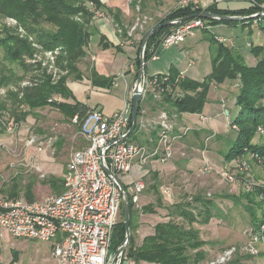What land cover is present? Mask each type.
<instances>
[{"label":"rangeland","instance_id":"obj_1","mask_svg":"<svg viewBox=\"0 0 264 264\" xmlns=\"http://www.w3.org/2000/svg\"><path fill=\"white\" fill-rule=\"evenodd\" d=\"M129 1L132 2L134 0ZM150 1L153 2L152 0H148L146 5L144 0L137 1L135 6V9H137L131 20V26H135L132 30L133 34L138 33L143 37L146 32L151 31L155 27L159 20L164 19L172 9L179 7V5L173 3L167 4L159 7L158 12H156L157 9L153 10V6L151 9L147 7ZM68 2L77 6H85L88 9H93L94 7L92 3L82 4L80 0H68ZM101 2L104 4L102 0ZM228 5L230 7H239L243 4L235 1L221 3L222 8H227ZM145 7L147 8L145 9ZM257 16L241 17L239 21L255 19ZM260 16L262 17L264 14L261 13ZM29 19L27 22L32 20L38 23L35 26L36 28H30L32 30H29V27H26L27 24L24 25L19 19L10 16L2 17L0 15V39H8L10 36H15L28 40L33 44L32 48L35 50L33 56L25 60L26 68L22 69L18 65L12 64L4 52L5 50L0 48V75L4 72L5 68L12 69L16 76L22 79L21 87L29 85L32 83L31 81H41L45 76L56 83L61 78L68 77V85L70 89L72 88L71 90L74 89L79 102L93 108L97 106L103 107L105 113L108 114L124 109L127 95L125 81L120 78L119 86L113 87L108 94L96 90L90 83V70L95 66V62L89 55L92 54L98 58V62L101 61L102 66L100 71L103 73L116 75L123 69L118 76H121L124 72L128 75L131 73V68L134 65L133 69L137 75L140 73L141 68L139 69L138 65L133 61L140 58L142 46L139 50L140 54L138 51L133 52L134 57L130 52L122 53L121 46H119L118 50L110 48L107 52L109 56H107L104 52L101 35L93 29L88 50L90 54L78 63L79 71L84 77L82 81H78L74 78V75L68 76V73L62 70V67L67 66L63 62L65 57L63 50L61 48L54 49L53 51L43 50L37 44L36 35L33 36L29 32L33 30L50 31L54 30V26L46 23L44 18L38 19L35 17L34 19L30 16ZM261 24L264 25V19ZM29 25L31 26V24ZM212 28L211 34L215 37H223V43L234 47L248 66L253 67L257 64L258 59L252 55L251 45L258 47L264 45V31L256 23L253 26L219 24ZM182 48L188 51V55L179 65L178 69L180 72H184L187 75L193 74V77L198 80H203L211 74V45L205 39L202 31L196 32L193 37L188 38L186 42L178 46V49ZM190 61L194 62L192 67H189ZM137 78L133 79L130 89L137 83ZM18 83L14 80L13 84L8 88H0V101L6 100L7 91H15L18 88L15 84ZM223 86L226 88L218 90L216 92L217 96L211 92L215 88H223ZM238 92V82H226L219 86L212 85L207 96L206 108L202 114L213 117L216 114L213 110V107L217 106L216 101L222 97L228 104L230 101L236 100ZM98 93L106 95L100 96ZM261 103L264 105V101ZM230 110L231 113L229 115L225 113L212 122V128L222 138V142L218 144L217 140H215L216 136L212 137L209 142L206 140L207 148L203 141L195 153L190 151L188 155L181 158V161H185V163L190 161L189 165L191 169L187 168V164L178 165L176 161L180 157L177 156V160L173 161L177 165V168H175L176 172L171 170L167 172L162 171L163 178L161 180L158 179L159 188H162L163 185L173 188L181 202L201 192L218 205L222 219L214 218L208 225L198 226L202 239L211 243L207 247L208 260L204 264L215 263L225 251L232 247L244 246L249 240L250 233L254 230L252 218L247 211V206H249L248 200L241 196L247 194L244 191L242 178L248 175L249 178L254 179L259 185H264V163L261 164L255 160L252 156L253 154H250L254 152L251 151L246 154L248 173L244 176L236 173V185L230 184L216 173L205 175L201 172V166L203 165L201 151L204 148L207 151L206 159L218 168L224 164V156L236 140L237 133L230 126V122L235 121L240 112L236 102L231 106ZM160 120V116L156 117V119L154 118V120L152 118L151 120L143 119L144 123L148 122L146 127L141 128L143 132H140L142 133L140 138L143 141L148 138L151 143L152 138L150 133L156 126L151 128L150 123H157ZM185 123L191 130L203 128L200 114L186 116ZM180 125L174 126L175 128H179L181 127ZM183 127L185 126L181 128ZM11 128L12 131L10 130ZM33 140L35 142L31 145ZM78 140L79 130L77 127L72 122H68L59 111L50 107L34 111L20 125L14 121L9 113L4 114V118L0 120V197H9L8 192L13 186H18L22 190L30 183H33L32 195L35 201H41L50 195H59L51 190L47 182L52 179L64 180L71 154L78 148H76ZM255 143L264 144V132L255 139ZM170 165L171 163H168L164 168L170 169ZM224 166H226V163ZM145 169L148 171V175L145 178L147 188L142 196L149 194L156 201V199L161 198L162 189L159 190L158 195L150 191L151 185L155 184L153 175L156 172L150 166H146ZM18 196V198L26 199L22 191L19 192ZM229 196L235 197V200L234 198H227ZM258 201H261L260 195L258 196ZM256 210L257 215L261 216V208ZM140 217L141 215H139L137 221L138 226ZM131 234L139 244L140 238L136 231ZM118 239L119 237L116 234L113 240L112 251H116L120 246ZM56 243L55 240L43 242L17 239L5 229L0 228V264H57L52 257L53 247ZM260 249L261 252L264 251V248L261 247ZM242 264H264V257L254 256L250 260L243 261Z\"/></svg>","mask_w":264,"mask_h":264},{"label":"trees","instance_id":"obj_2","mask_svg":"<svg viewBox=\"0 0 264 264\" xmlns=\"http://www.w3.org/2000/svg\"><path fill=\"white\" fill-rule=\"evenodd\" d=\"M138 0L132 1L135 7ZM235 1L243 5L239 7L222 8L221 4H213L206 8L195 9L192 6L185 8L176 7L170 11L164 19L159 20L155 26L165 22L176 21L190 17L194 14L207 11L217 16L225 17H250L258 15L255 19L243 21L227 20H203L205 29L201 30L205 39L210 43V58L212 72L203 81H197L189 77H181V72L175 66H171L167 73V81L164 82L161 99L156 100L153 94L147 96V103L141 101L138 115V126L130 135L129 140L138 144H145L153 147L149 139L142 140L140 135L143 132L140 127V119L143 117L145 104H148L153 112L167 113L169 118L179 124L178 118L185 114H202L207 103V96L212 85H222L226 82H238L239 92L236 96V105L240 112L232 126H237L236 140L228 153L224 156L226 164L231 163L237 157L246 152L264 154V144L255 143V139L261 135L260 129L264 132V45L262 47L251 45L252 55L258 59L255 66H248L242 56L234 47H230L211 34L209 27L219 24L224 25H247L253 26L256 23L263 31L264 25L261 24L264 16V0H226L223 3ZM80 3H92L93 9L85 6L73 5L68 0H0V15L10 16L19 19L26 27L36 28L37 22L30 21V16L34 19L44 18L46 23L52 24L54 30L29 31L33 36L36 35L37 44L45 51H53L61 48L65 57L63 62L67 66L62 67L68 76L74 75L78 81L83 80V75L79 71L78 63L85 59L89 52L90 40L93 35L92 23L95 12H104L114 19V23L121 29L123 35H127V30L123 26L121 14H115L114 10L102 4L101 0H80ZM191 21V20H189ZM189 21L181 22L185 24ZM247 22V23H246ZM31 24V26L29 25ZM172 26L159 30L149 38L144 54V61L140 58L135 61L140 69L144 63V72L147 64L151 61L153 54L158 50L160 40L166 35ZM150 31L147 32V34ZM146 34V35H147ZM9 36V35H8ZM104 50L115 47L101 36ZM33 44L28 40H23L15 36L0 39V48H3L8 60L20 68H26L25 60L31 58L35 50ZM140 54V51H139ZM162 76V75H160ZM159 76V77H160ZM138 77V74L136 75ZM15 84L18 88L14 91L8 90L6 100L0 101V120L4 114L9 113L14 121L20 125L34 111L45 108H52L59 111L64 118L71 122L75 116L81 121L92 109L86 104L78 101L73 91L68 86V77L61 78L59 82H53L46 76L41 81H31L29 85L21 87L23 82L18 78L12 69H4L0 75V88L6 89ZM116 82V77L101 76L95 68L90 70V83L95 88L112 90ZM32 84V85H31ZM60 100L55 101L54 98ZM11 104H10V103ZM146 117V114L145 116ZM147 118V117H146ZM79 130V127L76 126ZM132 127V117H131ZM154 128V127H151ZM160 128L156 127L151 131L150 136L155 140ZM155 184L151 185L150 191L159 194L158 179L159 175L154 173ZM47 184L56 194L64 192V180L52 179ZM128 190V186H125ZM24 192L27 200L35 201L33 197V183L26 185L22 190L18 186H13L8 192L9 198H18L19 192ZM264 190L259 189L254 193L241 195L248 200L247 211L252 218L254 230H258L264 222L263 203L258 201V196ZM227 198H234L229 196ZM161 203V199H158ZM155 205L149 204L142 207V214L155 213ZM254 208V209H253ZM261 208V216H258L256 209ZM130 230L131 233L137 232L138 218L141 214L130 200ZM215 201L208 199L204 193H198L188 197L185 201L176 203L168 208L170 219L167 222L159 223L155 226L154 234L143 239L138 244L136 238L131 234V240L127 249V256L136 261L137 264H204L208 260L207 247L210 242L202 239L198 226L208 225L214 218L222 219L221 211ZM118 235L119 245L126 240V230L124 225V211L121 207V219L115 229ZM14 253V251H12ZM264 257V251L259 254ZM249 255L237 254L228 264H242L243 261L252 259Z\"/></svg>","mask_w":264,"mask_h":264},{"label":"built area","instance_id":"obj_3","mask_svg":"<svg viewBox=\"0 0 264 264\" xmlns=\"http://www.w3.org/2000/svg\"><path fill=\"white\" fill-rule=\"evenodd\" d=\"M224 1L226 0H181L179 7L192 6L199 9ZM205 28L203 19H193L185 24L176 20L160 40L151 61L159 59V51L177 47ZM145 50L146 48L143 49V56L140 55L141 62L144 61ZM144 66L143 63L139 88L142 99L152 93L156 100H160L165 91L163 84L167 81V74L149 78L144 72ZM121 76L124 78L126 72ZM181 77L183 78V74ZM135 85L130 101L123 110L112 116L100 110H92L81 121L78 116L72 119V124L79 127L84 145L71 154L64 177V192L50 195L41 201L0 197V228L13 237L26 241L55 240L57 243L53 247L52 257L57 264H137L127 256L129 243L126 241L116 251H112L115 229L120 222L125 198L121 185L128 186L126 194L141 213L142 195L147 188L146 166L154 162L167 164L172 161L177 143L185 139L192 130L189 127L175 128L177 122L162 112L159 115L160 121L150 123L152 127L160 128L157 138L151 139L153 147L131 142L129 132ZM54 100L60 99L56 97ZM142 113L144 115L145 112ZM143 119L146 118L141 117L140 129L148 125ZM200 120L204 124L209 121L205 116H201ZM230 126L234 131H239L237 126H232L231 123ZM260 132L263 133V130L260 129ZM34 142L33 140L31 145ZM246 154L247 152L219 169L211 165L203 153L205 162L201 172L205 175L216 173L230 184L236 185L235 174L244 176L248 173ZM250 154L259 163H264V154ZM126 176L131 177L129 182L125 181ZM242 180L247 194L264 189V185H259L248 175ZM164 193L170 197L167 191ZM260 198L264 211V192L260 194ZM261 247L264 248V222L258 230L250 233L244 246L228 249L212 264H228L237 254L259 256Z\"/></svg>","mask_w":264,"mask_h":264},{"label":"crops","instance_id":"obj_4","mask_svg":"<svg viewBox=\"0 0 264 264\" xmlns=\"http://www.w3.org/2000/svg\"><path fill=\"white\" fill-rule=\"evenodd\" d=\"M102 1H103L104 4H106L105 6L109 7L112 10H114L115 14H117V13L121 14V20L123 21L124 28L127 30V32H126L127 35L126 36L123 35L121 29H119L118 26L114 23V19L111 16H108L107 14H105L104 12H98V11L95 12L96 14H95V17H94V20H93V23H92V28L98 34L103 36L106 39V41L109 42L110 44H112L113 46H115V47L121 46L122 47V53H126V52L129 53L130 52V53H132V55L134 57L133 52L134 51L135 52H137V51L139 52V50H140V48H141V46H142V44L144 42V39L147 36L146 35L147 32H146V34H144L143 37L140 34H138V33L137 34H135V33L133 34L132 33V30H133V28L135 26H131V20L134 17L135 11H136L137 8L135 9V7H133L131 5L132 2H130L129 0H102ZM147 1L148 0H144L145 5H146ZM152 1L153 2H151V1L149 2L147 7L149 9H151L152 6H153L154 7L153 10L157 9L156 12H158V8L159 7H163L164 5H167V4L170 5L172 3L175 4V5H179L181 0H152ZM147 7H145V9ZM169 8H171V7L169 6ZM208 29L211 32V30L213 28L209 27ZM216 38L218 39V41L224 42L223 37H217L216 36ZM109 50L110 49L104 50V52H105V54H107V56H109V54L107 53ZM89 54H90V52H89ZM187 55H188V51L184 50V48L178 49V46L175 47V48L159 51V59L157 61H150L147 64V67H146V70H145V74L149 78H151L153 76H156V75L167 74L169 72V69H170L171 66H175L176 68H179V65L181 64V62L183 60H185ZM89 56H91L93 58L94 62H95L94 63L95 66L93 68H95L96 71L101 76H104V77H116V82H115L114 87H118L119 86L120 78H122V80L125 81L126 89H127V95H126V98H125L126 99V103L128 101H130V94H131V91L133 89V88L130 89V85L132 84L133 79H135V77H136L135 71L131 70V73L126 75L124 78L122 76H118L123 69L120 72H118L116 75L103 73V72L100 71V68L102 66L101 65V61L98 62L97 61L98 58L96 56L92 55V54H90ZM193 64H194V62L190 61L189 67H192ZM181 74H183V77L184 76L185 77H189V78L197 80V81H203L204 80V79L203 80H198V79L194 78L193 74H190V75L188 74L187 75L184 72H181ZM117 77H119V78H117ZM224 88H226V87L225 86H223V88L222 87H217L214 90H212L211 92L214 93L217 96L218 94H216V92L218 90H221V89H224ZM96 90L104 92V93H107V94L111 91V90H104V89H101V88H96ZM72 91H73V93L75 92L74 89ZM149 94H151V93H149ZM74 95H75V93H74ZM99 95L100 96L101 95L104 96L106 94H99ZM221 98H219L220 101L219 100L216 101L217 102V106L215 105V107H213V110L216 112V114L213 117L205 116L203 114H200V117L201 116H205V117H207L209 119V121L206 124L201 122L203 124V128L202 129L192 130V132L184 140H182L180 143H178L176 145L174 159L169 162V163H171L170 169H168L166 167L164 168V166L168 165V163L167 164H161V163H158V162H154L151 165H149L159 175V180H161L163 178V175L161 174L162 171L167 172V171L171 170V171H175L176 172L175 168H177V165L173 161L177 160V156L180 157V159H178L176 161V163H178V165L180 164V166H181V164L182 165L187 164V168L191 169V167L189 165L190 161L185 163V161H181L182 160L181 158H183L184 156L188 155L190 153V151L195 153L197 151V148L201 145V143H203V141L205 143V147L207 148V145H206L207 141L206 140L208 139V137H210L208 142L211 140V138L213 136H216L215 140H217L216 142L218 144L223 141L222 138L213 130L212 122L215 119L220 118L225 113H226V115H229L231 113L230 108L236 102V100L234 99L233 101H230L227 104L226 101L223 98L222 99ZM142 101L146 102L147 101V97L142 99ZM146 103H144L145 104L144 116L146 114L147 118L146 117H144V118H146L148 120H151V118H152V120H154V118L156 119V117H159V115L162 112H160V111L159 112L151 111L149 105L146 104ZM87 106L90 107L92 110H100L104 114L109 115V116H112L114 113H116L114 111L110 112L109 114L105 113V110H103L104 108L100 107V106H97L95 108H93V107H91L89 105H87ZM205 108H206V106H205ZM188 115H190V114H185V115H182L180 118H178L179 125L181 124L180 125L181 127L182 126L187 127L186 123H185V117L188 116ZM83 145H84L83 139H82V137L79 134V140L76 143V148L78 147L77 149H80V148H82ZM204 149L201 151V158L203 159V165H204V162H205L204 158H203V153H205V156H204L205 159L207 158V151L204 150ZM206 160L211 165H213V166L215 165V164H212L208 159H206ZM224 165H225V162H224V164L221 167H218V168L222 169ZM202 166H201V168H202ZM184 171L186 172V170H184ZM166 178H168V177H166ZM130 180H131V177H129V176L125 177V181L129 182ZM160 189H162L161 190V194L162 195H161V198H160L161 199V203H159V201L157 199L155 201L154 198L152 196H150L149 194L142 196V205L143 206H147L149 204H152V205H155L156 207H155V213L143 214L140 217L139 228H138V230L136 232L139 235L140 243H142V241H143V239L145 237L151 236V235L154 234V229H155V226L157 224L167 222L170 219L168 208L171 207L172 205H174L175 203H180L181 202V200L179 199L177 193L174 191L173 188L163 185V187L159 188V190ZM165 191H167L168 194H170V197H168L164 193ZM166 202H168L169 204L166 203ZM141 264H148V263H141Z\"/></svg>","mask_w":264,"mask_h":264},{"label":"water","instance_id":"obj_5","mask_svg":"<svg viewBox=\"0 0 264 264\" xmlns=\"http://www.w3.org/2000/svg\"><path fill=\"white\" fill-rule=\"evenodd\" d=\"M193 19H203V20H227V21H239L240 18L238 17H225V16H217L213 13L207 12V11H202L201 13L194 14L190 17L183 18L180 20H177L178 22H185ZM173 22L175 21H170V22H165L163 24L155 26L146 36L144 39V42L142 44V49H141V56H143V49L146 48V45L149 41V38L154 35L156 32L159 30H162L163 28H167L169 26L173 25ZM142 58V57H141ZM143 74V69L140 70L139 77L137 80V83L135 85V89L133 92V103H132V127L129 132V135H131L137 128L138 126V115L140 111V105L142 101V93L140 91V84H141V77ZM121 189L123 192H125V198L123 201V211H124V225H125V230H126V243H129L131 240V230H130V216H131V210H130V198L126 194L125 187L121 185ZM123 264H127V262H124Z\"/></svg>","mask_w":264,"mask_h":264}]
</instances>
